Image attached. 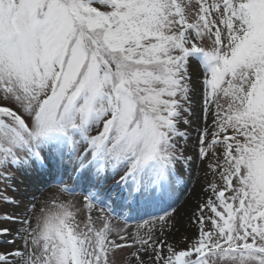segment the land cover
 <instances>
[{
  "label": "snow or ice",
  "instance_id": "snow-or-ice-1",
  "mask_svg": "<svg viewBox=\"0 0 264 264\" xmlns=\"http://www.w3.org/2000/svg\"><path fill=\"white\" fill-rule=\"evenodd\" d=\"M193 166L211 195L171 243ZM51 182L66 195L36 212ZM0 246V264H264V0H0Z\"/></svg>",
  "mask_w": 264,
  "mask_h": 264
},
{
  "label": "rangeland",
  "instance_id": "rangeland-1",
  "mask_svg": "<svg viewBox=\"0 0 264 264\" xmlns=\"http://www.w3.org/2000/svg\"><path fill=\"white\" fill-rule=\"evenodd\" d=\"M208 123L209 124L211 123V117H209ZM181 127L183 128V127H186V126L181 125ZM188 131L192 134V136L190 137V139L188 141L189 145H191L193 143V139L192 138L196 137L197 134L193 130V128H188ZM191 151H192V149L189 148V152L186 153V154H191ZM209 159H211V157ZM208 162H209L208 160L204 161V165H207ZM202 168H203V166H202ZM205 171H206V169L205 170H200V169H197L195 166H193V169H192V172H191V174L193 176H196L197 174L199 176H201V180H200L199 188H198V192H199V194L201 196L200 197L201 200L197 201L196 203L195 202H193V203L191 202V206L189 207V209H187L185 211L186 212L185 213V216L188 214L186 217H189L188 220H187L189 222H191L192 214L197 210L198 204L200 202L206 200L211 195V192L209 190H207V185L205 183V179H204V177H205ZM122 174L123 173H120V175H122ZM192 175H190V176H192ZM185 176H186V179H187V183L185 185H183L182 188L178 189V191H177L178 199L176 200V202L173 205V207H176L177 204L181 201V199H182L181 193H184L187 189L190 188L189 185H188V183L190 182L189 175L185 174ZM193 176L191 178H194ZM118 178H119V175L115 179H118ZM207 178H208L209 181H211L213 179V174L210 171L207 172ZM216 181H217L218 184L221 183L219 181V178L218 177H216ZM111 183H112V181L110 179L109 182H108V184L105 185V187H109L111 185ZM47 187L48 186H45L43 188V191L42 192H39V193L36 194L37 195V200L35 201V203H36V212H39V209L42 206L41 201H43V200H45L47 198H51L53 196H59L60 198H64L63 195H60V194L54 195V193H52V194L49 193ZM92 215H93V217L96 216L93 213H92ZM86 217H87V210L82 209L81 212H80V214H79V216H78V219L83 222V221L86 220ZM137 220H138V218L132 219V220H129L128 221V230L130 232L135 229ZM113 224L115 226H118V227H124L123 223L120 222V221H113ZM12 227H15V225H12ZM178 227H179V225H178ZM195 232H196V225L194 224L193 231H192L193 235L195 234ZM161 238L163 239V237H161ZM173 238L174 237H172L171 235H169V242L175 243L176 241L180 240L179 238L176 237L174 239V241H173ZM181 246H184V245L181 243ZM0 247H3V246H0ZM115 259L117 260V264H127L126 253L117 252L116 253V256H115Z\"/></svg>",
  "mask_w": 264,
  "mask_h": 264
},
{
  "label": "bare ground",
  "instance_id": "bare-ground-1",
  "mask_svg": "<svg viewBox=\"0 0 264 264\" xmlns=\"http://www.w3.org/2000/svg\"><path fill=\"white\" fill-rule=\"evenodd\" d=\"M192 176H189L190 182L188 183V185L190 188L187 189L184 193H181L182 199L176 206V208H178L179 210L178 219L180 220V224H179L180 231L175 233L173 241L176 237L182 240V234H185V233L189 237L193 235L192 231H193L194 223L192 224L191 222L187 221L189 217H186L188 214L185 216V213H186L185 211L189 209V207L191 206V202L196 203L197 201L201 200L200 198L201 196L198 192L201 176L197 174L196 176H193L194 178H191ZM47 188H48L49 193L51 194L52 193H54V195L60 194L56 191L55 182H51V184L48 185ZM80 199L82 200V197ZM93 214L98 215L95 212H93Z\"/></svg>",
  "mask_w": 264,
  "mask_h": 264
}]
</instances>
